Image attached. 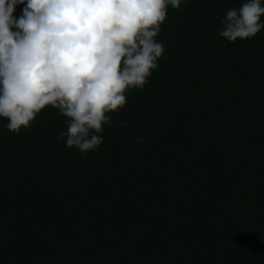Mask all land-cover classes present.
Returning <instances> with one entry per match:
<instances>
[{
  "label": "trees",
  "instance_id": "obj_1",
  "mask_svg": "<svg viewBox=\"0 0 264 264\" xmlns=\"http://www.w3.org/2000/svg\"><path fill=\"white\" fill-rule=\"evenodd\" d=\"M243 2L169 5L157 69L95 151L51 107L0 119V264H264V29L218 35Z\"/></svg>",
  "mask_w": 264,
  "mask_h": 264
},
{
  "label": "clouds",
  "instance_id": "obj_2",
  "mask_svg": "<svg viewBox=\"0 0 264 264\" xmlns=\"http://www.w3.org/2000/svg\"><path fill=\"white\" fill-rule=\"evenodd\" d=\"M188 0H0V119L12 133L27 129L46 108L67 118L58 139L81 153L103 142L110 113L126 93L143 89L165 47L156 37ZM264 0L226 11L218 35L255 37ZM17 6H23L14 15ZM142 139V138H141Z\"/></svg>",
  "mask_w": 264,
  "mask_h": 264
}]
</instances>
